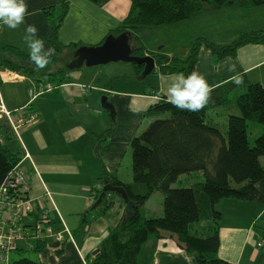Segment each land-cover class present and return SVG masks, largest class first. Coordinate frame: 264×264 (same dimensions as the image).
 I'll use <instances>...</instances> for the list:
<instances>
[{"label": "crops", "instance_id": "obj_1", "mask_svg": "<svg viewBox=\"0 0 264 264\" xmlns=\"http://www.w3.org/2000/svg\"><path fill=\"white\" fill-rule=\"evenodd\" d=\"M64 1L68 2V9L57 32L60 50L49 40L53 22L44 14L45 9L59 5L54 0H26L30 15L26 16L25 24L17 30L0 27V44L16 47L29 55L22 37L24 28L34 24L45 47L56 50L51 58L54 59L51 72L67 70L61 82H44L55 85L51 90L34 96L29 95V90L43 82L0 70L3 108L14 118L35 117L17 135L11 132L5 119L0 121V134L7 130L9 135L5 145L17 156L20 168L28 176V195L35 209L27 225L46 213L55 231H61L64 224L71 234L57 248L49 247L54 242L47 240L41 252L35 250V241L18 242L17 249L9 253V261L10 254L20 256L27 250L39 254L36 261L41 264H92L109 232L127 216L125 202L119 195L106 194L100 206L91 210L95 197L106 178L122 184L132 182L131 140L148 126L145 113L149 107L161 98L168 100L167 88L177 74L153 72L147 81L146 77L135 76L134 67L123 79L119 73L125 69L114 65L69 71L66 66L79 47L100 45L121 25L129 12L130 1L107 0L102 4L89 0ZM260 31H264V4L255 8L229 5L206 9L181 23L143 30L139 37L146 49L145 55L160 53L183 60L195 39L223 46L233 43L241 34ZM63 61L67 65L62 66ZM233 64L236 71H228ZM195 72L202 74L214 90L232 81L230 78L237 74L248 83L264 87V44L241 46L235 57L219 61H215L209 49L201 47ZM104 96L114 108L113 118L99 107ZM218 108L209 109L205 121L225 134L227 116L236 114V110ZM208 113L211 117L214 113L224 116L226 122H214ZM259 131L260 127L256 133ZM259 133L254 134V139ZM259 161L264 169V157ZM256 187L264 198V178ZM150 198L143 206L145 216ZM216 210L221 215L218 258L231 264H264V224L260 223L264 220V204L224 199ZM155 215L156 218L162 215V206ZM138 264L196 262L181 249L174 235L162 232L159 238H149L141 247Z\"/></svg>", "mask_w": 264, "mask_h": 264}, {"label": "trees", "instance_id": "obj_2", "mask_svg": "<svg viewBox=\"0 0 264 264\" xmlns=\"http://www.w3.org/2000/svg\"><path fill=\"white\" fill-rule=\"evenodd\" d=\"M54 1L62 6V10L51 6L45 9L44 14L53 22L49 40L60 50L57 32L67 12L68 2ZM89 1L102 4L107 0ZM129 1L127 16L114 33L107 36L127 35L132 55L136 57L147 54L139 37L143 30L181 23L209 8L229 5L255 8L264 4V0ZM59 10L61 14L55 18V11ZM248 44H264V31L241 34L233 43L223 46L202 38L195 39L183 60L151 53L149 56L155 61L152 73H183L187 76L195 71L201 47L209 49L215 61H219L235 57L237 49ZM52 62L54 59H51ZM51 63L45 69L38 70L29 60V55L16 47L0 44V70L15 72L36 82H61L67 70L51 72ZM133 66L139 79L143 65ZM219 106L228 109L234 107L236 110V114L227 116L225 134L205 121L208 110ZM145 116L154 120L131 140L132 182L122 184L115 179H105L113 186L124 188L131 205L130 213L121 225L109 232L91 263L138 264L145 242L149 238H159L162 232H166L176 237L181 249L196 264H231L217 256L221 215L216 206L224 199L264 204V198L256 187L264 178V169L259 161L264 157V87L245 80L237 86L230 81L215 89L208 105L199 112L178 110L168 100L161 98L149 107ZM249 123L257 124L261 129L252 146L248 140ZM0 135L1 184L18 158L5 145L8 131ZM192 173H201L203 181L189 188H173L180 176ZM156 191L163 197L162 215L147 218L143 206ZM100 193L96 195L95 202ZM94 203L91 210L95 209ZM36 245L37 252L47 246L46 242L40 241ZM7 264L41 263L19 258Z\"/></svg>", "mask_w": 264, "mask_h": 264}, {"label": "built area", "instance_id": "obj_3", "mask_svg": "<svg viewBox=\"0 0 264 264\" xmlns=\"http://www.w3.org/2000/svg\"><path fill=\"white\" fill-rule=\"evenodd\" d=\"M50 89V84L33 87L29 95L34 96ZM3 119L7 121L14 135L35 121L33 115L14 118L0 103V121ZM19 165L18 161L0 184V264L9 262V253L17 249L18 242L24 240L46 242L51 239L60 243L66 236L71 237L64 224L61 231H55L46 213L32 225L25 224V220L30 219L33 214L35 203L28 195L30 190L28 176Z\"/></svg>", "mask_w": 264, "mask_h": 264}, {"label": "clouds", "instance_id": "obj_4", "mask_svg": "<svg viewBox=\"0 0 264 264\" xmlns=\"http://www.w3.org/2000/svg\"><path fill=\"white\" fill-rule=\"evenodd\" d=\"M28 15L30 13L26 0H0V27L17 30L25 24ZM22 39L27 46L29 60L38 70L45 69L56 54L55 48L45 47V41L40 38L39 30L34 24H28L24 28ZM228 71L235 72V65H229ZM230 79L237 86L243 83L239 74ZM213 91L214 86L199 72L193 71L187 76L179 73L167 88V99L178 110L196 113L208 105Z\"/></svg>", "mask_w": 264, "mask_h": 264}, {"label": "water", "instance_id": "obj_5", "mask_svg": "<svg viewBox=\"0 0 264 264\" xmlns=\"http://www.w3.org/2000/svg\"><path fill=\"white\" fill-rule=\"evenodd\" d=\"M129 63L135 65H143V70L139 76V79H144L150 75L155 67V61L151 56L136 57L132 55V49L129 44L127 35L120 34L118 36H107L102 44L91 47H79L73 54V60L67 65L69 71L78 70L82 67L91 68L95 66L106 65L109 63ZM101 109L108 112L110 117L114 116V108L107 101V98L101 97L100 99ZM104 186L101 190L98 199L94 203L93 208L98 207L106 194H117L126 204L127 215L130 213V203L123 187L113 186L109 180L104 181ZM58 242H54L49 245L51 248H57Z\"/></svg>", "mask_w": 264, "mask_h": 264}, {"label": "rangeland", "instance_id": "obj_6", "mask_svg": "<svg viewBox=\"0 0 264 264\" xmlns=\"http://www.w3.org/2000/svg\"><path fill=\"white\" fill-rule=\"evenodd\" d=\"M61 9L62 10V6H58L57 4V8L56 9ZM61 10H59V12H56L55 11V18L61 14ZM62 66L64 65H67L65 61H63L61 63ZM111 65H114L113 67H117V69H122L124 71H120V77L121 79L129 76L131 74V69L133 66V64H129V63H123V62H117V63H109V64H106V65H103V66H100V67H108V66H111ZM67 67V66H66ZM81 69V68H80ZM83 69V67H82ZM130 69V70H129ZM79 70V69H78ZM117 74V73H116ZM149 75L146 77L147 78V81L149 80ZM45 81H48V80H45ZM54 83V82H53ZM46 86L47 84H43L42 85H38L39 86ZM35 88H38L37 85H34ZM51 89L55 86V85H51ZM50 89V90H51ZM31 90V89H30ZM29 90V91H30ZM100 109H101V106H99ZM102 110V109H101ZM219 110V108H218ZM103 111V110H102ZM212 114V113H211ZM215 114V113H214ZM212 114V117L211 115L208 113L207 115L214 121V122H217L220 124V121H225L226 122V117L224 116H219V115H214ZM148 124L154 120V118H148L146 119ZM260 126H258L257 124H252V123H249L248 124V138H249V142L251 143V146L253 145V142H254V134H258L259 132L256 133V130L259 128ZM141 134V133H140ZM139 134V135H140ZM224 134V133H222ZM261 134V132L259 133V135ZM258 135V136H259ZM203 181V178H202V175L200 173H192V174H189V175H182L178 178V180L173 184V188H177V189H181V188H189L191 187L192 185L196 184V183H199V182H202ZM155 194L150 198L149 200V204L146 206V217H152V218H156V215H155V212L160 209V207L162 206V200H163V197H162V194L158 191L154 192ZM27 223V220H25V224ZM260 223L263 225L264 224V220L262 219L260 221ZM204 225V224H203ZM264 228V226H263ZM264 230V229H263ZM34 243V241H33ZM12 256H14L13 254H10ZM39 254H35V253H31L30 251H27L25 250L23 253H21L20 256L16 255L14 257L10 256L11 259L10 261H12L14 259H19V258H29L31 260H36V258L38 257Z\"/></svg>", "mask_w": 264, "mask_h": 264}]
</instances>
